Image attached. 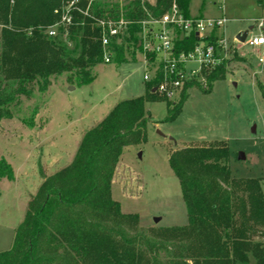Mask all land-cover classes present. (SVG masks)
Wrapping results in <instances>:
<instances>
[{
    "label": "trees",
    "instance_id": "obj_1",
    "mask_svg": "<svg viewBox=\"0 0 264 264\" xmlns=\"http://www.w3.org/2000/svg\"><path fill=\"white\" fill-rule=\"evenodd\" d=\"M73 0H0V121L10 116L5 106L14 95L29 94L28 87L51 75L71 72L79 86L95 81L92 69L103 60V30L99 19L120 16L121 4L98 0L89 6L79 0L71 10L73 21L60 34L46 30L62 19ZM125 10L135 20L130 31L113 41L115 61L126 63L137 52L142 25L138 21L161 18L174 0H127ZM187 16L189 0H178ZM58 10L59 13L55 11ZM88 10V15L82 11ZM197 35L184 36L177 51L195 47ZM230 61L207 74L208 88L197 81L167 104L175 120L187 101L188 91L200 87L211 93L216 81L225 79ZM11 85V94L6 88ZM156 82L146 83L145 95L119 101L100 123L88 130L69 166L46 176L28 204L16 230L13 245L0 252V264H249L255 257L264 264V191L262 180L234 178L230 149L224 141L185 146L169 155L180 182L188 211L184 226L139 229V214H126L114 200L112 183L126 146L147 141ZM264 99V83H257ZM14 181L15 170L0 158V180ZM1 197V192H0ZM164 252V258L161 253Z\"/></svg>",
    "mask_w": 264,
    "mask_h": 264
},
{
    "label": "rangeland",
    "instance_id": "obj_2",
    "mask_svg": "<svg viewBox=\"0 0 264 264\" xmlns=\"http://www.w3.org/2000/svg\"><path fill=\"white\" fill-rule=\"evenodd\" d=\"M188 10L193 17L228 19L225 37L231 43L264 14V0H189ZM233 53L226 78L216 81L211 93L200 87L189 90L175 120H166L167 104L178 99L158 94L148 102L152 118L147 141L126 146L120 157L113 198L124 213L139 214V229L147 234L152 228L188 223L180 182L169 161L176 149L224 141L230 149L232 176L261 179L264 191V99L257 88L258 82L264 83V69L252 47L245 45L241 56ZM137 58L135 53L123 64L100 62L92 69L95 81L83 86L70 80L71 72L51 75L45 91L43 80L36 81L28 87L29 94L14 95L15 100L5 106L10 116L0 121V158L12 164L16 179L0 180V252L12 247L29 201L44 180L42 171L51 176L69 166L85 133L119 101L145 95V66ZM12 89L9 85L6 94ZM161 255L166 257L164 252ZM249 264H257L255 257Z\"/></svg>",
    "mask_w": 264,
    "mask_h": 264
},
{
    "label": "built area",
    "instance_id": "obj_3",
    "mask_svg": "<svg viewBox=\"0 0 264 264\" xmlns=\"http://www.w3.org/2000/svg\"><path fill=\"white\" fill-rule=\"evenodd\" d=\"M88 1L90 6L98 0ZM177 1L174 0L171 8L161 18L150 17L138 21L142 25L137 51L141 53L145 66L143 78L146 83H157L154 87L156 93L173 100L179 99L182 90L196 81L207 89L209 87L207 74L225 62L231 63L235 50L241 56L245 45L252 47L259 66L264 69V14L252 25L254 29L249 31L243 42L235 37L230 43L225 37L224 29L228 19L187 16ZM78 3L79 0H73L66 6L65 11L61 13V21L50 25L46 30L48 36H58L60 34L58 29L61 26L72 23L71 10L75 9ZM126 7L121 4L118 18L98 20V25L103 30L104 63L115 61L116 50L112 46L113 41L118 39V43L121 44L122 37L128 34L130 26L135 23L124 9ZM55 12L59 13L58 10ZM82 12L88 15V10ZM221 30L222 33L217 34V31ZM195 33L197 35L195 47L189 51L178 52L177 42L184 36Z\"/></svg>",
    "mask_w": 264,
    "mask_h": 264
},
{
    "label": "water",
    "instance_id": "obj_4",
    "mask_svg": "<svg viewBox=\"0 0 264 264\" xmlns=\"http://www.w3.org/2000/svg\"><path fill=\"white\" fill-rule=\"evenodd\" d=\"M253 29H254V26L251 25L249 28H247L246 30H243V32L239 33V34L237 35V39H238L240 42H243V41L246 39V37H247L249 31H250V30H253ZM72 88H73V87H72ZM153 91L155 92L156 90L154 89ZM240 156H241V159H246V156H244L242 153L240 154ZM159 220H160V218H156V219H155V222H159Z\"/></svg>",
    "mask_w": 264,
    "mask_h": 264
},
{
    "label": "crops",
    "instance_id": "obj_5",
    "mask_svg": "<svg viewBox=\"0 0 264 264\" xmlns=\"http://www.w3.org/2000/svg\"><path fill=\"white\" fill-rule=\"evenodd\" d=\"M154 1H155V0H154ZM154 1H153V2H154ZM189 16L193 17L191 14H189ZM200 16L204 17V15H200ZM250 26H251V25H250ZM248 28H249V27H248ZM244 30H246V29H244ZM241 32H243V31H241ZM241 32H239V33H241ZM220 33H222V32H221V31H217V34H220ZM239 33H238V34H239ZM238 34H237V35H238ZM236 38H237V36H236ZM136 53H137V57H138L137 59H140L141 62H142L143 60H142V55H141V53H140L139 51H137ZM136 61H137V60H136ZM143 64H144V63H143ZM26 213H27V212H26ZM25 216H26V214H25ZM25 216H24V218H25ZM24 218H22V221L24 220ZM22 221L20 222V224L22 223ZM20 224H19V225H20ZM17 229H18V228H17Z\"/></svg>",
    "mask_w": 264,
    "mask_h": 264
}]
</instances>
